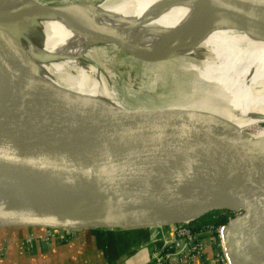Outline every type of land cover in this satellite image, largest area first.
<instances>
[{
    "label": "water",
    "instance_id": "1",
    "mask_svg": "<svg viewBox=\"0 0 264 264\" xmlns=\"http://www.w3.org/2000/svg\"><path fill=\"white\" fill-rule=\"evenodd\" d=\"M215 1L245 15L264 10L259 0ZM3 12L0 7V80L11 101L0 102V185L48 183L79 203L0 208V228L56 238L176 225L229 211L222 228L228 263L264 264V141L251 144L250 135L236 131L212 134L224 121L200 110L194 115L198 109L185 102L151 99L145 110L138 106L147 101L122 103L138 111L127 112L49 84L22 54ZM160 107L162 115L154 114ZM212 235V228L196 231L187 253L196 239Z\"/></svg>",
    "mask_w": 264,
    "mask_h": 264
},
{
    "label": "bare ground",
    "instance_id": "2",
    "mask_svg": "<svg viewBox=\"0 0 264 264\" xmlns=\"http://www.w3.org/2000/svg\"><path fill=\"white\" fill-rule=\"evenodd\" d=\"M53 3L58 7L33 10L34 5ZM258 3L264 5V0ZM0 7L22 54L49 84L138 113L123 106L115 92L102 84L98 53L104 44L135 58L130 50L136 51L147 67L169 68L173 90L166 95L159 91L164 101L185 102L198 109L194 115L200 110L226 119L224 127L257 125L264 120V10L245 15L215 0H0ZM24 12L30 14L27 19ZM148 93L147 102L138 108L145 110L153 99L155 93ZM1 101H11V96L0 80ZM156 109L154 114L162 115ZM214 132L228 131L218 128ZM260 142L254 139L251 144ZM69 195L48 183L4 184L0 185V208L79 203Z\"/></svg>",
    "mask_w": 264,
    "mask_h": 264
},
{
    "label": "crops",
    "instance_id": "3",
    "mask_svg": "<svg viewBox=\"0 0 264 264\" xmlns=\"http://www.w3.org/2000/svg\"><path fill=\"white\" fill-rule=\"evenodd\" d=\"M260 127L255 122L237 123L233 131L257 133ZM174 228L95 229L66 241L26 228H0V264H149L151 252L175 238ZM173 257L170 264H227L219 259L213 244L205 247L202 256Z\"/></svg>",
    "mask_w": 264,
    "mask_h": 264
},
{
    "label": "rangeland",
    "instance_id": "4",
    "mask_svg": "<svg viewBox=\"0 0 264 264\" xmlns=\"http://www.w3.org/2000/svg\"><path fill=\"white\" fill-rule=\"evenodd\" d=\"M103 46L105 45L101 44L99 46L100 51L98 53L99 58L101 59L100 72L102 74L103 81H105L106 86H108V91L115 92L116 99L124 103L147 101L145 98H149L148 92H153L155 93L151 94L153 100H164L162 98H159V91L161 92V94L166 95L164 92L173 90L172 81L174 77L171 74L169 68H160L157 67L158 65L155 66L154 64L150 67L148 66V68L142 62V60H140L143 58L137 56L136 54H134V56H136L137 58L131 56L124 50V52H121L122 50L118 52V50L116 51L115 48ZM141 92H143V94H141ZM161 110L162 109H160L159 111ZM221 120L225 122L226 119ZM260 123L257 124L256 127H260L259 125H264V123ZM230 126L231 127L227 126L225 130H227L228 132H232L235 128V125L231 124ZM216 129L218 128H215L214 130L209 129V132L212 133ZM239 132L250 135L252 137V141L254 139H261L264 141V128H261L257 133H254L251 130ZM222 215L224 214H221L220 216ZM226 216L228 218L232 216V213H228ZM204 222H195V224L197 225L200 223L204 225L205 223H208L207 221L205 223ZM209 222L210 223H208V225L214 223H211V221Z\"/></svg>",
    "mask_w": 264,
    "mask_h": 264
},
{
    "label": "built area",
    "instance_id": "5",
    "mask_svg": "<svg viewBox=\"0 0 264 264\" xmlns=\"http://www.w3.org/2000/svg\"><path fill=\"white\" fill-rule=\"evenodd\" d=\"M210 228L214 229V235L196 239L195 243L191 246V253L188 254L186 251V246L188 245L189 241L192 239L196 231H193L187 223L176 224L174 228V235L176 239L183 240L182 244L177 246L173 242L175 238L166 241L163 246L154 249L151 252V259L149 264H170V259L173 256H177L180 259H182L183 257L188 258L192 254L196 256H202L204 254L205 247L208 244H213V246L219 251V259L229 264L222 243L223 223H219L217 225L206 224L204 228L200 230H206ZM75 237L77 236L71 235V236L56 237V238H58V240L66 241Z\"/></svg>",
    "mask_w": 264,
    "mask_h": 264
},
{
    "label": "trees",
    "instance_id": "6",
    "mask_svg": "<svg viewBox=\"0 0 264 264\" xmlns=\"http://www.w3.org/2000/svg\"><path fill=\"white\" fill-rule=\"evenodd\" d=\"M228 213H231V212H229V211H216V212L208 213V214H206V215H204L198 219H195V220H193L187 224L191 227V229L193 231H199L200 229L204 228V226L206 224L210 223L209 221H211V223L214 222L213 223L214 225L226 222V220L228 219L226 215ZM221 214H224V215L220 216ZM204 221L205 222L207 221L208 223H205ZM195 222H201V223L204 222L205 224L203 223L204 225H202L199 223L196 225Z\"/></svg>",
    "mask_w": 264,
    "mask_h": 264
}]
</instances>
